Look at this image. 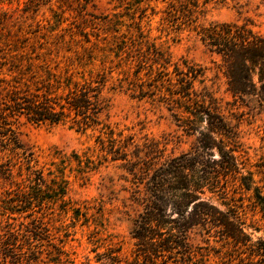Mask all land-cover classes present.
Returning a JSON list of instances; mask_svg holds the SVG:
<instances>
[{
    "label": "trees",
    "instance_id": "1",
    "mask_svg": "<svg viewBox=\"0 0 264 264\" xmlns=\"http://www.w3.org/2000/svg\"><path fill=\"white\" fill-rule=\"evenodd\" d=\"M150 1L136 0L130 24H124L126 33H120L121 23H113V39L106 49L76 43L81 50L73 51L68 44L73 55L51 57L38 51L41 45L28 46L27 39L2 49L0 179L10 187L0 192V264H74L62 261L63 242L55 243V234L63 225L55 227V214L47 211L70 214L74 226L83 218L81 226H89L86 213L66 197L65 169L85 177L103 162L130 176L132 200L142 209L130 232L133 258H122L120 248H110V264H209V255L189 242L194 230L207 236V242L213 233L214 238L244 248L248 253L241 264H264V238L252 240L243 213L245 195L263 213L264 197L253 173L245 169L239 143L242 114L224 107L209 88L197 90L196 84L204 82V69L186 60L172 62L165 43L149 36L150 30L141 24L145 19L149 24V17L157 14ZM222 2L226 0H161L165 8L160 24L175 31L192 30L219 58L216 68L231 98L246 106H264V35L249 20L199 23L210 3ZM111 56L119 69V88L125 87L133 99L158 103L179 130L196 137L189 151L166 155L160 141L137 140L135 134L124 135L102 122L108 107L103 93L114 72ZM95 61L100 70L87 76L79 71ZM21 119L34 125L71 123L81 131L98 129L101 156L93 161L75 152L59 153L50 164L54 169L44 173L19 138Z\"/></svg>",
    "mask_w": 264,
    "mask_h": 264
},
{
    "label": "rangeland",
    "instance_id": "2",
    "mask_svg": "<svg viewBox=\"0 0 264 264\" xmlns=\"http://www.w3.org/2000/svg\"><path fill=\"white\" fill-rule=\"evenodd\" d=\"M31 1L0 0V53L9 45H19L23 39L28 40V46L33 45L36 49L41 45V50L38 51L49 53L51 57L56 53L65 57L73 55L67 49L68 44L73 51L77 48L76 43L88 47L94 43L97 48L106 49L107 42L113 39V23H121L120 33H126L125 25L130 24L129 17L137 7L136 0H127L125 3L120 0ZM149 4L157 13L149 17V24H146L147 19L141 24L142 27H148L149 36L160 38L159 41L165 43L172 62L180 64L182 60H186L204 69V82L196 84L197 90L209 88L217 98H221L224 107L242 114L239 143L245 169L253 173L255 185L264 197V106H246L239 100L232 99L225 91L224 77L216 68L219 58L205 49L192 30L175 31L167 25H161L160 19L165 8L161 0H151ZM245 20L251 21L254 30L264 35V0L210 3L199 23ZM83 35H87V38ZM86 39L90 41L89 44L85 43ZM26 49L30 50L29 47ZM111 58L114 61V72L110 75L103 93L105 99H108V107L101 115L102 122L116 131H122L124 135L135 134L137 140L147 138L160 141L166 155H179L189 151L195 144L196 137L179 130L170 113L164 107L158 106V103L151 99H133L125 92V87L119 88V69L115 68L116 61L113 56ZM61 67H64V60ZM91 70H100L99 61H95L93 66L79 69L86 76ZM18 131L21 142L34 153L38 161L37 167H43L44 173L54 169L50 164L57 161L55 159L59 153L70 155L75 152L80 156L86 155L85 157L93 161L99 160L101 156L96 142L98 129L81 131L71 123L34 125L21 119ZM65 175L69 181L66 197L76 208L86 213L89 226H81L83 218L74 226L70 214L67 217L57 215L59 212L53 208L47 211L55 214V227L63 225L62 230L59 229V233L55 234V243L58 240L63 242L62 261H73L74 264H110L107 258L110 248H120L119 254L122 258L132 259L135 241L130 232L133 220L142 209L132 200L134 187L129 181L130 176L104 162L97 171L92 170L85 177L68 169H65ZM9 187L0 179V192ZM247 197L248 195L244 196L243 213L249 227L248 232L252 233L253 241L263 239L264 213L258 207L254 208ZM188 235L191 244L209 255V264H241V259L247 258L248 252L244 248L238 249L217 237L214 238L213 233L208 242L204 240L207 236L199 235L195 230ZM42 258L46 259L45 253Z\"/></svg>",
    "mask_w": 264,
    "mask_h": 264
}]
</instances>
